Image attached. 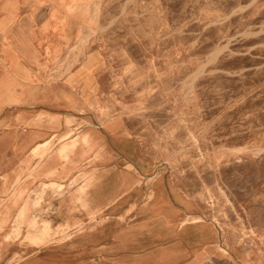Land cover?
Masks as SVG:
<instances>
[{
  "label": "rangeland",
  "instance_id": "374dc122",
  "mask_svg": "<svg viewBox=\"0 0 264 264\" xmlns=\"http://www.w3.org/2000/svg\"><path fill=\"white\" fill-rule=\"evenodd\" d=\"M4 16L0 76L18 86L0 137L50 116L70 125L50 142L67 162L76 136L103 137L62 189L24 159L30 210L0 227L2 264H126L173 239L158 230L175 210L183 242L209 243L212 227L224 258L211 264H264V0H0ZM125 172L134 183L110 191Z\"/></svg>",
  "mask_w": 264,
  "mask_h": 264
},
{
  "label": "crops",
  "instance_id": "0c3cea01",
  "mask_svg": "<svg viewBox=\"0 0 264 264\" xmlns=\"http://www.w3.org/2000/svg\"><path fill=\"white\" fill-rule=\"evenodd\" d=\"M8 10L9 6L7 5L6 11L8 12ZM6 20L5 16L4 18L1 17L0 25H5ZM97 63H99V61L96 58L90 57V59H86L82 66H80L77 74L74 73L69 76L68 80L70 85L75 87L80 83L84 84L87 74H85L86 77H81L80 72L84 73V71H87L91 74V72L97 68ZM18 69H16L17 72ZM17 86L18 83H15V81H4L1 80L0 76V108L5 107L7 102L17 100ZM84 92L87 93L85 86ZM73 101H75V99ZM44 117L45 119L42 121L38 119L32 120L31 124L27 126L29 130L26 134L22 132L20 136L5 137L4 135L2 138L0 137V159H9L0 162V172L5 174L0 179V192L4 194L12 193L11 196L7 198H5V195H0V227L12 217L19 222L22 210H28L29 214L30 203L23 199L27 182H21L20 180V175H22L26 169L23 164L24 159H34L33 165L38 160L42 161V168L36 175L42 176L44 183L57 181L66 186L65 183L69 181L64 178L67 175L69 176L70 172L73 170V165L77 164L84 156V153L86 154V151H90V149H92L103 137V132L101 133V131L93 128H89L79 136H76L73 141L79 144V148L77 147V150L68 157L69 160L67 162L62 159V156L58 154L59 152L50 156V142L58 133L70 128V125L64 124L61 126L59 123L50 121V116ZM2 126L5 127L6 123L1 122L0 128ZM68 133L70 132L67 131L62 137L67 136ZM127 149L130 150L129 148ZM4 177H7V179L5 180ZM121 179L124 180L123 183ZM134 181L135 176L130 172L113 175L108 179L109 190L111 191L118 187H128L133 184ZM118 182H121V185H119ZM83 187H81V189H83ZM16 211L17 213L14 214ZM173 213L174 215L166 213L167 217L165 221L161 228H158V231L161 233L160 236H163L165 231L173 235V239L168 241L169 243H165L164 246L155 248L153 251L146 254L140 255L138 253L127 252L128 257L123 262H126V264H211V261L216 258H224V254L220 252L216 244V234L212 231V227L208 226L209 233H211L208 240L209 243L201 246L194 243L196 240L199 241L200 237L203 235L198 230H189L186 235L187 242H183L181 239L183 232L181 229L178 230V224L176 222L178 212L175 210ZM28 214L24 220L25 222L28 220L31 222L34 219H28ZM206 233H208V231ZM164 242H166V240ZM4 255L5 250L0 242V264L5 261ZM117 263H119V261H117Z\"/></svg>",
  "mask_w": 264,
  "mask_h": 264
},
{
  "label": "bare ground",
  "instance_id": "6f19581e",
  "mask_svg": "<svg viewBox=\"0 0 264 264\" xmlns=\"http://www.w3.org/2000/svg\"><path fill=\"white\" fill-rule=\"evenodd\" d=\"M79 148V147H78ZM77 150V149H76ZM44 186L46 187H50V186H57L59 187V189H62L65 187V185L63 183H59L57 181H52V182H49V183H44ZM86 189L83 188V191H85ZM204 221V219L200 216H189V217H184V220L181 222V227H185L189 224H200ZM36 224V219H33L31 222H30V225H35ZM37 226V225H36ZM200 226V225H199ZM34 228V227H33ZM17 229H20V227H17V228H14V230L16 231ZM45 230H48V227L45 228Z\"/></svg>",
  "mask_w": 264,
  "mask_h": 264
}]
</instances>
